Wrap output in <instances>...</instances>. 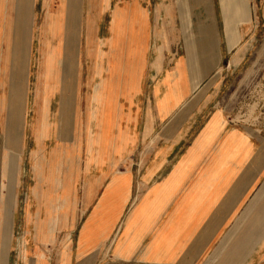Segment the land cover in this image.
Listing matches in <instances>:
<instances>
[{"label": "crops", "instance_id": "crops-1", "mask_svg": "<svg viewBox=\"0 0 264 264\" xmlns=\"http://www.w3.org/2000/svg\"><path fill=\"white\" fill-rule=\"evenodd\" d=\"M195 1L210 20L203 26V43L212 50L216 40L210 5L207 0ZM36 3L0 0V82L20 76L28 82L33 64L35 82L43 80L42 52H47L50 40V16L47 13L37 26ZM115 11L111 37L105 41L111 50L98 52L97 45L91 49L92 36L86 44V60L99 80L89 96L85 128L86 209L69 246L67 264H261L264 136L231 125L217 108L204 109L203 102L195 100L199 94L193 95L196 85L182 60L177 59L171 69L160 57L148 61L151 22L141 6L117 5ZM50 13L59 19L58 8ZM209 37L213 45L208 44ZM226 40L231 47L235 37L228 35ZM120 65H131L122 70L125 77ZM73 66L75 70L77 65ZM112 74L121 77L114 85ZM54 77L49 82H55ZM140 82L152 89L150 110L130 94ZM124 94L131 95L129 110H137L136 118L123 111ZM139 95L144 99L140 91ZM114 108L117 117H129L136 125L139 112L146 116L138 130L127 128L128 142L126 132L118 129L115 134ZM124 146L133 147L136 154L130 170L112 171L108 165L105 170H89L104 154L117 162Z\"/></svg>", "mask_w": 264, "mask_h": 264}, {"label": "rangeland", "instance_id": "rangeland-1", "mask_svg": "<svg viewBox=\"0 0 264 264\" xmlns=\"http://www.w3.org/2000/svg\"><path fill=\"white\" fill-rule=\"evenodd\" d=\"M207 1L215 24L212 50L203 43V26L210 20L203 17V8L195 0H37V26L47 13L50 16V40L45 45L47 52H42L43 80L35 82L37 65L33 64L28 82L21 76L14 87L13 81L0 82V264H60L63 249L69 251L73 244L86 209L82 199L89 181L84 172L89 96L99 80L86 60V44L92 36L91 49L96 45L98 52L110 49L105 41L111 37L117 5L138 4L149 15L148 61L160 57L164 67L171 69L177 59L182 60L196 85L193 95L199 94L195 100L203 102L204 109L217 108L231 125L264 136V0ZM57 8L64 12L62 21L50 13ZM233 33L235 40L229 47L226 38H234ZM106 64L107 60L103 67ZM119 68L123 75L122 70L131 65ZM53 77L55 82H49ZM116 77L120 76L112 74V85ZM136 86L130 92L136 103L140 107L147 103L152 109V89L145 82ZM120 90L121 86L115 93ZM130 94L123 95L121 106L136 118L137 110H129ZM15 109L21 124L16 151L6 145L4 127L6 112ZM113 111L115 134L118 129L126 132L128 142L127 128L138 130L146 116L139 112L136 125ZM132 148L122 147L121 160L115 163L102 155L89 170H105L107 165L112 171L130 170L136 155Z\"/></svg>", "mask_w": 264, "mask_h": 264}, {"label": "bare ground", "instance_id": "bare-ground-1", "mask_svg": "<svg viewBox=\"0 0 264 264\" xmlns=\"http://www.w3.org/2000/svg\"><path fill=\"white\" fill-rule=\"evenodd\" d=\"M62 6V5H61ZM62 8V7H60ZM58 18V17H57ZM64 18V12L62 11V9H60L59 11V19H57V21H62ZM114 22L115 24L117 23V19L115 18L114 19ZM208 44L209 45H213L214 42L213 40L211 39V37H209V40H208ZM58 62V61H57ZM58 64V63H57ZM67 66H70V63H67ZM67 76V74H66ZM14 80V79H12ZM17 81V78L13 81L14 85L13 87L15 86V83ZM22 92V95L24 94V88L21 90ZM7 111V110H6ZM18 114H17V109L14 110V112L10 111V112H6V115H5V123H4V127L5 130H6V139H7V146L9 148V150H14L16 151L17 147H18V137L20 136V128H21V124H20V121L18 119ZM15 154V153H14ZM9 155V154H8ZM1 156V155H0ZM11 156V155H10ZM16 156V155H15ZM16 159V157H15ZM12 162V161H11ZM15 165V163H14ZM16 171V170H15ZM15 174V173H14ZM1 175V174H0ZM13 176V175H12ZM13 182V181H12ZM5 231V230H4ZM5 234V233H4ZM67 253H68V250L67 248L65 247L62 251V255H61V260H60V263L61 264H67Z\"/></svg>", "mask_w": 264, "mask_h": 264}]
</instances>
